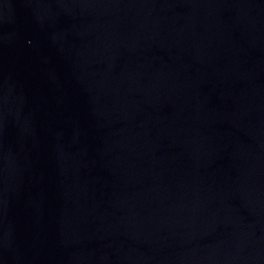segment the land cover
<instances>
[{
    "label": "water",
    "instance_id": "1",
    "mask_svg": "<svg viewBox=\"0 0 264 264\" xmlns=\"http://www.w3.org/2000/svg\"><path fill=\"white\" fill-rule=\"evenodd\" d=\"M0 264H264V0H0Z\"/></svg>",
    "mask_w": 264,
    "mask_h": 264
}]
</instances>
